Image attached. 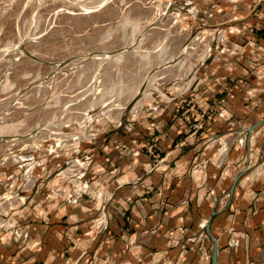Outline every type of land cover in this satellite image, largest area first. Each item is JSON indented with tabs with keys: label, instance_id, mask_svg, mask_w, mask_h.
Segmentation results:
<instances>
[{
	"label": "crops",
	"instance_id": "0c3cea01",
	"mask_svg": "<svg viewBox=\"0 0 264 264\" xmlns=\"http://www.w3.org/2000/svg\"><path fill=\"white\" fill-rule=\"evenodd\" d=\"M213 11L234 22L227 44L239 53L218 55L172 102L90 142L89 186L77 199L66 190L78 169L35 189L25 180L21 232H0V264H264V172L253 169L264 156V0ZM197 113L212 120L191 135ZM216 138L227 145L220 167ZM143 144L157 148L159 169Z\"/></svg>",
	"mask_w": 264,
	"mask_h": 264
},
{
	"label": "rangeland",
	"instance_id": "374dc122",
	"mask_svg": "<svg viewBox=\"0 0 264 264\" xmlns=\"http://www.w3.org/2000/svg\"><path fill=\"white\" fill-rule=\"evenodd\" d=\"M220 1L230 2L0 0V232H21L27 181L35 189L53 171L68 179L78 169L66 195L80 193L90 142L238 52L227 44L234 22L215 17ZM253 169L264 172V156Z\"/></svg>",
	"mask_w": 264,
	"mask_h": 264
},
{
	"label": "built area",
	"instance_id": "2783aa9c",
	"mask_svg": "<svg viewBox=\"0 0 264 264\" xmlns=\"http://www.w3.org/2000/svg\"><path fill=\"white\" fill-rule=\"evenodd\" d=\"M212 119V116L211 115H203V114H197L195 115L193 121H189V129L191 130V135L192 133L195 134V133H202L203 134V129L204 127L206 126L207 123H209V121ZM206 135V134H205ZM217 141H219V149L214 153V156H213V160L211 162H213V164L216 166V167H220L223 163V160H224V157H225V153H226V150H227V145L224 141H222L221 139L219 138H216V139H210L209 141V145L210 146H213ZM143 148H145L148 152V154H150V156L153 158V159H156V161L152 164V169H159L161 167V165L163 164V159L159 158L158 157V151H157V148L154 147L153 145H150L148 146L147 144H143L142 145ZM87 168L85 169H82V174H84V172H86ZM195 172L193 173V178H194V181L199 185V186H203L204 185V181H203V177L204 175V172L202 170V168L200 167H196ZM81 172V170H80ZM88 182H85L82 184V189L79 191L80 193H77L76 191H73L72 193H70L67 198L69 200H73V199H77L78 197H80L83 192L88 189ZM103 225H105V221H104V218L103 219H96L95 221V227L97 229H100L101 227H103ZM15 235L16 236H19V233L15 232Z\"/></svg>",
	"mask_w": 264,
	"mask_h": 264
},
{
	"label": "water",
	"instance_id": "95a60500",
	"mask_svg": "<svg viewBox=\"0 0 264 264\" xmlns=\"http://www.w3.org/2000/svg\"><path fill=\"white\" fill-rule=\"evenodd\" d=\"M229 1L232 2V3H234V4L237 3V0H229ZM215 47H216V44H215V42H213L212 45H211L210 50L213 49V48H215Z\"/></svg>",
	"mask_w": 264,
	"mask_h": 264
}]
</instances>
